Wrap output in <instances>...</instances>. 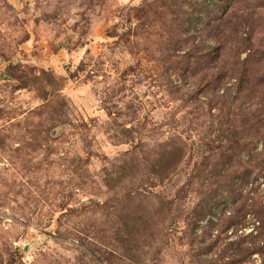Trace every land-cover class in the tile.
Instances as JSON below:
<instances>
[{
	"label": "rangeland",
	"instance_id": "374dc122",
	"mask_svg": "<svg viewBox=\"0 0 264 264\" xmlns=\"http://www.w3.org/2000/svg\"><path fill=\"white\" fill-rule=\"evenodd\" d=\"M0 264H264V0H0Z\"/></svg>",
	"mask_w": 264,
	"mask_h": 264
}]
</instances>
